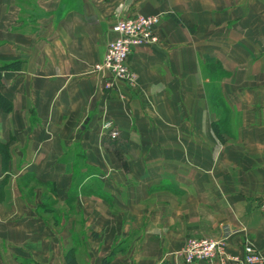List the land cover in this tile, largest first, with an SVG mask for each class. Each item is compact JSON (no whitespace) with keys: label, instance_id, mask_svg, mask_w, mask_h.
Masks as SVG:
<instances>
[{"label":"crops","instance_id":"1","mask_svg":"<svg viewBox=\"0 0 264 264\" xmlns=\"http://www.w3.org/2000/svg\"><path fill=\"white\" fill-rule=\"evenodd\" d=\"M132 13L162 16L158 42L134 48V86H107L95 65ZM6 64L0 264H67L64 238L80 254L89 235L91 264H189L201 236L264 253V0H0Z\"/></svg>","mask_w":264,"mask_h":264},{"label":"built area","instance_id":"2","mask_svg":"<svg viewBox=\"0 0 264 264\" xmlns=\"http://www.w3.org/2000/svg\"><path fill=\"white\" fill-rule=\"evenodd\" d=\"M160 22V14L132 13L113 24L114 37L108 42L102 61L95 65V70L109 72L111 80L107 86L119 80L135 84L137 74L130 66L131 54L135 47L158 42L156 27ZM103 126L113 140L120 137V130L111 121ZM181 253L189 264H264V253L254 244L246 243L244 254L235 255L227 250L226 241L221 237L191 238Z\"/></svg>","mask_w":264,"mask_h":264},{"label":"rangeland","instance_id":"3","mask_svg":"<svg viewBox=\"0 0 264 264\" xmlns=\"http://www.w3.org/2000/svg\"><path fill=\"white\" fill-rule=\"evenodd\" d=\"M161 16V15H160ZM161 21H162V16H161ZM210 71H211V74L209 73V76H210V82L209 83H211V84H218V81L222 78V76L221 75H223L222 74V72L220 71V73H219V70H212L210 67L208 68ZM219 74H221V75H219ZM218 76H221L220 78H218ZM133 86H134V84H133ZM106 137H109L111 140H113L112 138H111V136H106ZM221 137H223L224 139H225V136H221ZM229 137V143H227V144H230V143H233V141H232V138H231V136H228ZM233 137V136H232ZM233 139H235V137H233ZM227 141V139H225V141H222V142H226ZM198 143L199 144H201V141H198ZM181 144H184V141L183 142H181ZM111 144L109 143V142H106V146L107 147H109ZM183 149V146H179V147H177V150H178V152H177V155L178 156H182V153L181 152H179V151H181ZM198 161V157H197V154L196 153H194V162H197ZM119 163H121V165H123V166H125V159L123 158V157H120L119 158ZM75 208L77 209H72V211H73V213H76V214H78V215H83V213L81 212L82 211V208H81V206H78V205H75ZM81 211H80V210ZM72 213V214H73ZM72 223H76V222H72ZM82 224H84V222H82ZM79 230H80V232L82 233V232H84V233H86V228H85V226H80L79 227ZM106 234H108V231H104L103 232V235H106ZM90 236L91 235H89V238H90ZM201 237H203V236H201ZM206 237H208V236H206ZM212 237H214V236H212ZM89 238L87 237L86 238V241L89 243L88 244V247H89V252L88 253H84L85 251H84V248H82L81 250V252L82 253H80V254H75V256L77 257L78 256V259L81 261V262H83V261H85L86 263H88V264H91V263H93V260H94V255L97 257V255L94 253V252H92V249H93V247H94V245H93V242L91 241V240H89ZM191 238H197V237H191ZM191 238H189V239H191ZM188 239V240H189ZM187 240V241H188ZM64 241H65V257L67 256V250L68 249H70V246H72L73 245V243H71V242H73V241H70L68 244H66L67 243V238H64ZM71 243V244H70ZM70 244V245H69ZM119 245H120V243H118ZM242 254H244V250H243V253ZM64 254H59V258L60 259H62V256H63ZM235 255H239V254H235ZM108 256V255H107ZM58 257L56 256V259H57ZM105 258V257H104ZM101 259H103V257H100V259H98L97 260V262H96V264H100V260ZM58 260V259H57Z\"/></svg>","mask_w":264,"mask_h":264},{"label":"trees","instance_id":"4","mask_svg":"<svg viewBox=\"0 0 264 264\" xmlns=\"http://www.w3.org/2000/svg\"><path fill=\"white\" fill-rule=\"evenodd\" d=\"M8 68H9L8 64H6L4 67L1 66L0 67V73L3 70L8 69ZM11 108H12L11 102L0 93V110H4V111L8 112V111L11 110ZM106 142H109L112 145V147L115 148V147H117V144L119 143V139L111 140L109 137H106ZM121 148H122V146H119V148H116V149H117L118 152H120V150L123 151V149H121ZM126 148L127 147L125 145V149ZM0 150L2 151V153L4 155H6V158L9 159V153H8L9 152V146L5 145V144H1ZM115 250H113L108 256H106L103 259L102 264H109L111 262V260L115 257V255L117 253ZM66 261H67V264H78V262H77V260L75 258L74 251L72 249H70L67 252Z\"/></svg>","mask_w":264,"mask_h":264}]
</instances>
